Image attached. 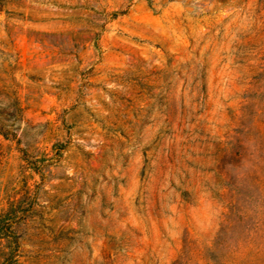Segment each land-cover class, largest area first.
Segmentation results:
<instances>
[{
	"label": "rangeland",
	"instance_id": "374dc122",
	"mask_svg": "<svg viewBox=\"0 0 264 264\" xmlns=\"http://www.w3.org/2000/svg\"><path fill=\"white\" fill-rule=\"evenodd\" d=\"M0 264H264V0H0Z\"/></svg>",
	"mask_w": 264,
	"mask_h": 264
}]
</instances>
